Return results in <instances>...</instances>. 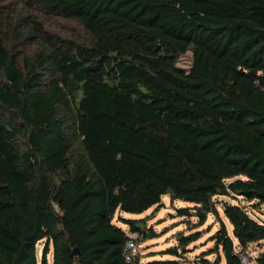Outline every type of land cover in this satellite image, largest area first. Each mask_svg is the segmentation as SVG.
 Listing matches in <instances>:
<instances>
[{
    "label": "trees",
    "instance_id": "obj_1",
    "mask_svg": "<svg viewBox=\"0 0 264 264\" xmlns=\"http://www.w3.org/2000/svg\"><path fill=\"white\" fill-rule=\"evenodd\" d=\"M11 1L0 6V264H142L123 256L129 233L157 232L113 219L164 195L190 203L177 212L195 222L148 264H187L208 215L218 227L202 255L215 257L192 264H245L264 239L250 212L264 206V0ZM42 13L78 21L86 38L45 34Z\"/></svg>",
    "mask_w": 264,
    "mask_h": 264
},
{
    "label": "rangeland",
    "instance_id": "obj_2",
    "mask_svg": "<svg viewBox=\"0 0 264 264\" xmlns=\"http://www.w3.org/2000/svg\"><path fill=\"white\" fill-rule=\"evenodd\" d=\"M11 2V0H1L0 6L4 9L5 6L8 7ZM39 21L42 23L45 34L48 33L68 41H83L86 38L85 32L79 22L74 19H67L42 13L39 17ZM9 36V39L12 40L13 36ZM34 45L36 44H28L26 47L27 51H32ZM22 46L24 45L22 44ZM191 59V53H185L179 57L177 65L183 69H188L191 65ZM225 199L229 200V198ZM229 201L239 202L247 207L251 206V203L244 200L241 196H238L237 199H231ZM188 205H190V203L179 199L170 200L167 195H164L161 198V204L153 205L140 214L123 211L117 212L113 221L122 228L127 229L125 224H123L120 220H117L118 216L136 219L143 218L145 220L146 228H152L157 232V237L148 238L143 241L138 240L137 242V256L142 264H148V262L152 259L170 258V255L162 254V252L167 247L177 244V238L180 233L185 234L189 232L190 226L195 222L194 217L179 215L177 212L178 208ZM250 212L254 217L259 218L264 223V206L252 209ZM28 224L29 228L32 231L34 230V233L38 234L39 229L36 220L30 219ZM217 227L218 222L214 216L208 215L206 222L198 228L202 230V234L199 239L189 243L186 250L182 252L183 260L187 261V264H192L195 260H199L198 257L201 256L209 260L214 259V253L207 255L202 254H204L206 250L213 247L214 241L211 238ZM36 247L39 253L42 248V241H39ZM261 252H264V239L258 242L250 243L242 255L248 260L249 264H255L254 258ZM47 261H51V253H48Z\"/></svg>",
    "mask_w": 264,
    "mask_h": 264
},
{
    "label": "built area",
    "instance_id": "obj_3",
    "mask_svg": "<svg viewBox=\"0 0 264 264\" xmlns=\"http://www.w3.org/2000/svg\"><path fill=\"white\" fill-rule=\"evenodd\" d=\"M137 248V235L136 233H129V237L125 242L124 249H123V256L126 260H132L133 256L136 254ZM242 261L245 264H248V260L243 257Z\"/></svg>",
    "mask_w": 264,
    "mask_h": 264
},
{
    "label": "water",
    "instance_id": "obj_4",
    "mask_svg": "<svg viewBox=\"0 0 264 264\" xmlns=\"http://www.w3.org/2000/svg\"><path fill=\"white\" fill-rule=\"evenodd\" d=\"M78 253V249L77 248H74L73 250H72V254L73 255H76Z\"/></svg>",
    "mask_w": 264,
    "mask_h": 264
}]
</instances>
